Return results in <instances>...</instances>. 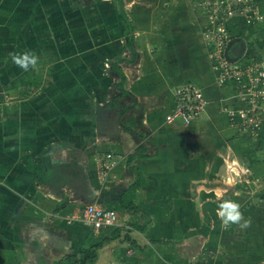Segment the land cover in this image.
Masks as SVG:
<instances>
[{
    "label": "crops",
    "instance_id": "0c3cea01",
    "mask_svg": "<svg viewBox=\"0 0 264 264\" xmlns=\"http://www.w3.org/2000/svg\"><path fill=\"white\" fill-rule=\"evenodd\" d=\"M102 1L0 0L7 97L0 106V264H57L117 231L120 238L99 250L95 264H149L157 253L159 264H179L181 247L203 264H264V140L234 138L241 133L230 124L233 106L222 104L223 85L207 80L193 9L180 0L172 18L178 60L164 61L152 53L153 0H119L123 6L111 7L113 60L103 65L100 30L93 28L100 19L90 14ZM25 49L40 58L28 72L9 56ZM194 81L206 100L201 117L188 127L167 124L175 89ZM233 162L244 176L229 172ZM247 173L251 191L230 184ZM228 191L251 219L249 228L222 227L216 209ZM127 198L142 214L128 209ZM89 204L116 209L120 227L91 228L83 216ZM206 214L209 234L185 238L207 225Z\"/></svg>",
    "mask_w": 264,
    "mask_h": 264
},
{
    "label": "rangeland",
    "instance_id": "374dc122",
    "mask_svg": "<svg viewBox=\"0 0 264 264\" xmlns=\"http://www.w3.org/2000/svg\"><path fill=\"white\" fill-rule=\"evenodd\" d=\"M113 1V0H112ZM185 3L184 0H181ZM180 0H153L149 2L148 10L152 16V21H150L151 27L153 26V31L156 34V45L152 48V53H160L164 61L178 60L177 52L174 47L173 36V26L175 24L172 18L176 13L177 7L179 8ZM103 3L99 5V11H94L90 13L92 16H99L100 22L96 21V25L93 28L100 30V36H98L99 45L103 51L101 55L105 58L101 59L102 64H111L113 60L111 58V7H121L123 4L119 0H103ZM139 6V5H137ZM190 10L195 16V27L199 30L200 37L198 45L206 58V63L210 67V71L207 80L220 83V73L218 70L209 64L207 59L210 50H218V43L211 41L212 36L209 35V27L214 24L222 23V29H224L225 35L223 40L225 44L229 43V49L235 45L242 48L241 55L237 58L232 57L234 62L238 64H247L248 72L243 77L242 80L237 82H232L228 84H222L224 89H222L221 98L224 99L222 104L225 107L233 106L232 110L229 111V120L231 126L238 130V126L242 124L240 121L241 116L236 118V114L240 109L251 110L255 108V113L258 114V122H260L262 128H260L259 133H251L248 131L238 130L241 135L234 138H240L244 142H249L250 144L259 145L263 143L264 140V0H229L218 6L215 10L212 8L211 11L202 12L200 10L196 11L193 6ZM220 15L221 19L216 20L212 18ZM208 18V20H207ZM194 26V24H193ZM219 26V25H218ZM169 52V57L167 53ZM161 59V58H160ZM208 67V68H209ZM108 77L111 81V69ZM107 73V72H106ZM194 84L201 88V84ZM175 84V83H174ZM173 87H175V85ZM232 84V85H231ZM208 85V84H207ZM206 85V86H207ZM230 86L234 87V93H231ZM203 89V88H202ZM227 89V90H226ZM234 94V96H233ZM230 103H232L230 105ZM232 161L238 159L237 156H231ZM239 160V161H238ZM237 161L241 163V158ZM234 169L238 170L237 162H233ZM238 165V166H236ZM240 173L242 172L241 169ZM249 173H247L248 175ZM243 181V182H242ZM242 181L238 178L235 180H230V184H233L237 190H242L249 192L251 191L250 184L254 185L251 181L250 176H246V180ZM256 181V180H254ZM264 181L263 178L260 182ZM233 187V189H234ZM233 195L228 191L227 199H232ZM193 247V246H192ZM179 253L180 262L179 264H203L202 259H196L195 256L191 258L187 256V251L182 247L175 255ZM193 255V254H192ZM160 254H152L149 264H159L155 261ZM171 253L168 254V260H170ZM152 262V263H151ZM139 260L133 261L131 264H138ZM119 264V263H117ZM164 264H173L172 261L164 262ZM176 264V263H174Z\"/></svg>",
    "mask_w": 264,
    "mask_h": 264
},
{
    "label": "built area",
    "instance_id": "2783aa9c",
    "mask_svg": "<svg viewBox=\"0 0 264 264\" xmlns=\"http://www.w3.org/2000/svg\"><path fill=\"white\" fill-rule=\"evenodd\" d=\"M189 5L200 9L202 12L211 11L212 8L215 10L218 6L229 0H184ZM204 12V13H205ZM212 18L216 20L221 19L220 15ZM208 20V18H207ZM219 25V26H218ZM209 32L212 36L211 41L218 43V50H210L208 54L209 64L213 68L218 70L220 73V83L228 84L232 82H237L243 79V77L248 72L247 64H238L234 62L232 58L227 56L229 50V43L225 44L223 37L225 35L224 29H222V23L214 24L209 27ZM175 106L171 112L166 116L165 122L170 125L181 124L182 126L188 127L194 124L201 117L206 100L202 89H200L195 84H187L179 86L175 89ZM7 97L3 91L0 89V106ZM255 108L251 110L240 109L236 114V118L242 117L240 120L242 124L238 126V130L248 131L251 133H259L260 128H262L260 122H258V114L255 113ZM235 164L231 163L229 166V172L236 176H244L246 171L238 166V170L234 169ZM242 172L240 173V170ZM84 222L91 228L98 230L100 232H112L120 227V214L114 208H105L97 204H89L84 209Z\"/></svg>",
    "mask_w": 264,
    "mask_h": 264
},
{
    "label": "trees",
    "instance_id": "16d2710c",
    "mask_svg": "<svg viewBox=\"0 0 264 264\" xmlns=\"http://www.w3.org/2000/svg\"><path fill=\"white\" fill-rule=\"evenodd\" d=\"M122 14L124 16L125 23L127 24L126 27H127L128 32L132 33L134 29L130 25L129 20H128L125 12L123 10H122ZM133 44H134V38L131 37V36L127 37V47L132 52L134 51L133 50ZM113 71H116V73L121 77V83L119 84V86L121 88V93L122 94L127 93L123 89V83L125 81L124 74L116 66H115V68H113ZM2 87H3V84L0 81V89H3ZM128 196H129V193H127L125 197H128ZM124 201L127 203L128 209L134 211L135 213L138 212V213L142 214V212L135 205L130 204V201H129L128 198L124 199ZM123 207L126 208L124 205H123ZM206 219H207V225H205L202 229H198V230H195V231L187 233L185 238H189V237H192V236H195V235H198V234H202V235L207 236L209 234V232H210V217H209L208 214H206ZM119 238H120V232L119 231H117L115 233H112L111 236L104 237L99 243H97L96 245H94V246H92L90 248L81 250L79 252H73L72 254H69V255L65 256V258L61 262H58L57 264H62L66 260H75L76 264H95L98 261V257H99L98 252H99V250L102 249L106 244L110 243L111 241L117 240ZM125 239L130 241L131 243H134L131 240V238L128 237V236H125ZM151 242L152 243H163V244L170 243V241L160 240V239H157V238H153L151 240ZM138 249L142 250L143 248L142 247H138Z\"/></svg>",
    "mask_w": 264,
    "mask_h": 264
},
{
    "label": "clouds",
    "instance_id": "9594fccd",
    "mask_svg": "<svg viewBox=\"0 0 264 264\" xmlns=\"http://www.w3.org/2000/svg\"><path fill=\"white\" fill-rule=\"evenodd\" d=\"M12 63L22 69L24 72L34 70L39 63V56L32 50L15 51L9 53ZM216 215L224 228L232 225L240 229H247L251 226V219L245 218L241 211V205L231 199L221 200L216 209Z\"/></svg>",
    "mask_w": 264,
    "mask_h": 264
},
{
    "label": "water",
    "instance_id": "95a60500",
    "mask_svg": "<svg viewBox=\"0 0 264 264\" xmlns=\"http://www.w3.org/2000/svg\"><path fill=\"white\" fill-rule=\"evenodd\" d=\"M242 52V48L238 45L233 46L232 48H230L227 52V56L229 57H234L237 58L239 55H241ZM235 59H233L234 61Z\"/></svg>",
    "mask_w": 264,
    "mask_h": 264
}]
</instances>
